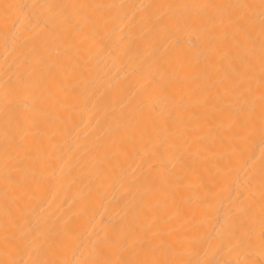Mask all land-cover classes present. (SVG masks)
I'll return each instance as SVG.
<instances>
[{"label":"bare ground","instance_id":"obj_1","mask_svg":"<svg viewBox=\"0 0 264 264\" xmlns=\"http://www.w3.org/2000/svg\"><path fill=\"white\" fill-rule=\"evenodd\" d=\"M0 264H264V0H0Z\"/></svg>","mask_w":264,"mask_h":264}]
</instances>
